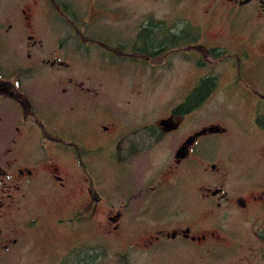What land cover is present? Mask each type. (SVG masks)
I'll use <instances>...</instances> for the list:
<instances>
[{"label": "rangeland", "instance_id": "1", "mask_svg": "<svg viewBox=\"0 0 264 264\" xmlns=\"http://www.w3.org/2000/svg\"><path fill=\"white\" fill-rule=\"evenodd\" d=\"M57 2L68 4L72 16L69 19L54 13L48 18L37 11L39 31L47 33V42L48 37L72 33L77 27L86 36L109 40L112 46L135 37L141 25L149 28L150 22H161L171 31L184 28L191 34L198 32L199 38L193 43L198 46L224 45L223 37L230 35L248 44L254 41L250 54L262 66H257L259 76L248 74L250 77L243 78L239 87L226 86L230 76L226 74L225 56H205L196 49L198 46L190 49L188 42L180 50L169 47L165 53L151 56L145 77L133 73L134 64L120 60L108 64L111 72L97 76L92 68L100 60L94 51L101 50L102 45H86L83 50L88 54L77 56L75 39L67 42L63 48L74 56L71 62L90 69L94 84L99 85L98 117L91 122H103L111 114L124 112L138 118L143 114L149 127H156L161 117L183 104L199 77L212 74L216 85L209 94L191 107L186 120L175 119L180 123L178 135L181 139L210 124L223 126L226 132L203 136L198 142L202 155H196L197 162L177 168L172 166L177 143L168 141V136L143 151L134 160L135 168L128 171L115 156H103L109 148L90 151L84 158L87 166L83 173L69 157L74 177H69L66 195L54 200L52 190L39 193L37 188L21 210L14 205L7 210L4 227L8 233H19V241L0 252V264H66L63 260L75 261L77 257L82 259L79 264H264V208L250 205L243 212L230 202L218 208L217 196H203L207 188L219 186L233 196L247 197L249 191L257 195L264 190V131L253 119L255 107L264 125V20L255 7L249 4L229 12L221 0ZM46 45L57 49L56 44ZM144 78L145 83L141 81ZM76 113L68 114L69 134L89 133L77 125ZM170 165L173 171L168 172ZM176 178L178 183L168 188ZM146 193L148 214L142 212ZM78 210L90 214L83 223L75 218ZM119 210L123 214L115 230L108 216ZM34 216L40 220L31 230L26 223ZM73 217L71 225L67 224L66 219ZM57 218L63 221L57 222ZM185 226H190L193 235L206 230L215 233L203 242L163 239L166 235L170 239L171 231ZM155 235L162 239L145 249Z\"/></svg>", "mask_w": 264, "mask_h": 264}, {"label": "flooded vegetation", "instance_id": "2", "mask_svg": "<svg viewBox=\"0 0 264 264\" xmlns=\"http://www.w3.org/2000/svg\"><path fill=\"white\" fill-rule=\"evenodd\" d=\"M221 1L227 5L229 12L252 4L258 17L264 20V0ZM37 11L39 13L42 11V14L48 18L54 13H61L69 19L72 16L68 4L57 2V0H0V252L13 247L19 241V233L16 235L8 233L4 227V218L9 207L14 205L17 211L21 210L24 202L31 199L37 188L39 193L52 190L54 200L68 193V180L70 175H73L69 168V157L76 164L79 172L83 173L87 166L84 158L90 151L94 149L102 151L109 148L110 150L107 149L108 152L103 156H108L110 153L111 157L115 156L118 161L123 162L128 171L135 168L134 160L140 158L143 151L168 136V141L177 143L172 159V166L177 168L186 162H197L196 155L198 153L202 155L197 150L198 142L203 136L226 132V128L220 126L221 132H206L193 137L190 144H185L189 137L201 129L218 125L210 124L197 131L189 132L179 139L180 123L175 119L180 117L181 120H186L187 116H190L191 107L209 94L216 85V76L212 74L199 77L193 84L190 93L181 102H189L186 108L180 110L179 105L177 110H171L167 116L159 119L156 127H149L148 119L144 118L143 114V117L138 118L131 115L125 116L124 112L120 115L111 114L108 120L103 122H91L98 117V111L95 109L98 106L99 85L94 84L90 69L79 68L73 61L71 62L74 56H69V51L63 48L64 45L74 38L76 44L73 50L78 54L77 56L88 54L85 53L86 49L85 52L83 50L87 48L86 45H102L101 50L94 51L100 60L92 68L97 76L103 71L111 72L108 64L120 60L134 64L132 65L133 73L137 72L145 77L148 72V59L165 53V50L169 48L161 47L163 42L160 40H163L164 36L157 34L156 37L153 34L154 37L150 40L148 32L144 30L147 27L141 25L135 37L125 40L128 42H117L109 46V40L91 34L86 36L76 27L72 33L48 37L47 42L45 37L47 33L39 31L36 20ZM172 33L179 43L174 50H180V47L183 44L187 45L188 42L190 49L200 45L193 44L199 38L198 32L191 34L183 28ZM181 37L185 39L181 41ZM223 38L226 42L224 45L210 47L201 45L196 49L205 56H225L226 74L230 76L226 86L239 87L242 85L241 81L250 77L249 75L259 76L257 66L262 65L250 54L254 41L248 44L245 40L237 39L233 35ZM49 43L56 44L57 49L54 46L48 49L46 44ZM58 49L62 51L61 54ZM183 50L187 51L184 48ZM70 53L73 54V52ZM145 80L147 81L146 78L141 79L142 82ZM75 111L76 118L79 120L77 125H80L83 130L87 129L89 133L77 131L69 134L68 114ZM258 111L254 107L253 119L263 126L261 130L264 131V125L260 122L262 115ZM165 119L168 120L166 126L162 124ZM103 161L107 160L103 159ZM172 166H169L168 172L173 171ZM211 168H215L214 163L211 164ZM178 180L179 178H176L171 186L168 185V188L177 184ZM150 189L153 192L156 188ZM86 191L90 193L89 188ZM203 194L204 197L217 196L218 208L226 202L232 203L243 212L247 211L250 205H256L261 208L260 210L264 208V190L257 191V195L256 192L249 191L246 193L247 197L233 196L229 190L219 186L213 190L207 188ZM144 197L146 202L143 203L142 212L148 214L150 210V207L148 209V193L144 194ZM122 214L123 211L119 210L113 216H108L115 230L120 226ZM89 215L78 210L75 218L83 223L84 218H89ZM75 218H67L66 223L70 224L69 222ZM39 220L40 217L34 216L26 223L27 228L34 229ZM56 221L62 222L63 219L57 218ZM214 233L213 230H206L193 235L190 234V226H185L183 229L171 231L170 239L167 235L163 239L174 240L180 237L189 238L192 242H203L208 237L214 236ZM161 239L160 235L151 236L145 249ZM81 260L77 257L75 261H63L66 264H79Z\"/></svg>", "mask_w": 264, "mask_h": 264}, {"label": "trees", "instance_id": "3", "mask_svg": "<svg viewBox=\"0 0 264 264\" xmlns=\"http://www.w3.org/2000/svg\"><path fill=\"white\" fill-rule=\"evenodd\" d=\"M144 30L148 32V36L150 40L154 37L153 34L156 37H157V34H161V36L163 35L164 36L163 40L159 39L160 41L163 42V44H161V47L163 48L175 47V46H178L179 44L176 41L172 31L169 28L163 26L161 22H158V23L150 22L149 28L147 27V29H144ZM184 39H185L184 37H181V41H183ZM187 105H189V102H184L182 105H180V108H182L183 106H187Z\"/></svg>", "mask_w": 264, "mask_h": 264}, {"label": "water", "instance_id": "4", "mask_svg": "<svg viewBox=\"0 0 264 264\" xmlns=\"http://www.w3.org/2000/svg\"><path fill=\"white\" fill-rule=\"evenodd\" d=\"M245 2L248 0H244ZM168 120H163L162 124H164L165 126L167 125ZM222 128L220 127V125H210L208 127H205L203 129H201L200 131H198L197 133H195L194 135H192L191 137H189L186 141L185 144H190L193 140V137L197 136V135H201L203 133L209 132V133H215V132H221ZM181 150V149H180ZM180 150L178 151V153L180 152Z\"/></svg>", "mask_w": 264, "mask_h": 264}]
</instances>
